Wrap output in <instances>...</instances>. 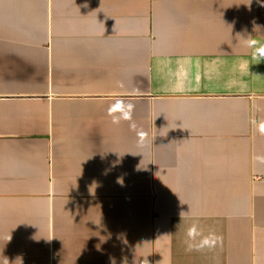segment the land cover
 <instances>
[{
    "label": "crops",
    "instance_id": "0c3cea01",
    "mask_svg": "<svg viewBox=\"0 0 264 264\" xmlns=\"http://www.w3.org/2000/svg\"><path fill=\"white\" fill-rule=\"evenodd\" d=\"M262 3L0 0V264H264Z\"/></svg>",
    "mask_w": 264,
    "mask_h": 264
},
{
    "label": "clouds",
    "instance_id": "9594fccd",
    "mask_svg": "<svg viewBox=\"0 0 264 264\" xmlns=\"http://www.w3.org/2000/svg\"><path fill=\"white\" fill-rule=\"evenodd\" d=\"M264 6V3L261 4ZM258 26L254 29L256 30ZM251 37V36H249ZM245 46L252 49L253 59L262 61L264 60V43L256 39H245ZM134 105L132 103H125L123 99H117L108 108V115L112 117L113 124H119L121 121H132ZM255 123V121H253ZM130 127L133 130H137L136 124L130 123ZM258 131L261 135H264V122H260ZM137 136L142 142L147 133L143 130H137ZM118 183H123L122 179H118ZM186 243L189 251H202L204 249H213L217 245L222 243V237L217 235L215 232H209L207 235L203 234V231L197 223H192L186 230ZM199 238V239H198Z\"/></svg>",
    "mask_w": 264,
    "mask_h": 264
}]
</instances>
